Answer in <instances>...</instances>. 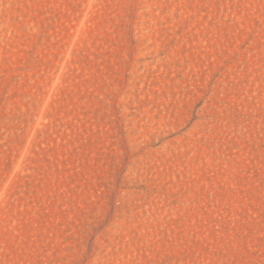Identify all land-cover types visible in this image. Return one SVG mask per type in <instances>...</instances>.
I'll return each mask as SVG.
<instances>
[{"label":"rangeland","instance_id":"1","mask_svg":"<svg viewBox=\"0 0 264 264\" xmlns=\"http://www.w3.org/2000/svg\"><path fill=\"white\" fill-rule=\"evenodd\" d=\"M0 264H264V0H0Z\"/></svg>","mask_w":264,"mask_h":264}]
</instances>
